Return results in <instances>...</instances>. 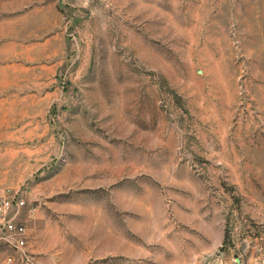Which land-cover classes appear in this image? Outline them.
Returning a JSON list of instances; mask_svg holds the SVG:
<instances>
[{"label":"rangeland","instance_id":"rangeland-1","mask_svg":"<svg viewBox=\"0 0 264 264\" xmlns=\"http://www.w3.org/2000/svg\"><path fill=\"white\" fill-rule=\"evenodd\" d=\"M0 264H264V0H0Z\"/></svg>","mask_w":264,"mask_h":264},{"label":"built area","instance_id":"built-area-1","mask_svg":"<svg viewBox=\"0 0 264 264\" xmlns=\"http://www.w3.org/2000/svg\"><path fill=\"white\" fill-rule=\"evenodd\" d=\"M29 207L26 189L0 187V251L23 252L28 246V228L22 212ZM6 264H13V258Z\"/></svg>","mask_w":264,"mask_h":264}]
</instances>
